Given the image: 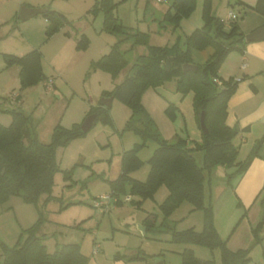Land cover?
Here are the masks:
<instances>
[{
    "label": "trees",
    "instance_id": "trees-1",
    "mask_svg": "<svg viewBox=\"0 0 264 264\" xmlns=\"http://www.w3.org/2000/svg\"><path fill=\"white\" fill-rule=\"evenodd\" d=\"M123 1L125 0H95L91 8L93 14L102 13L101 30L119 37L110 45L107 53L91 62V70L108 72L114 78L128 66L129 61L125 58L127 50L138 44L147 45L145 52L134 57L124 78L116 83L112 90L101 94V97L112 96L131 110V116L123 130L132 131L139 137V142L122 153L121 171L118 176L108 181L111 194L118 198L117 205L122 203L121 195H136L138 200L131 197L129 201L139 207L144 199L153 198L156 190L164 185L168 194L159 204L162 215L159 225L169 233L171 243L184 245L180 252L182 264H217L213 257H197L192 246H202L211 252L218 250L220 264H246L251 260V248L231 250L227 246V239L222 238L214 226L208 181L213 168L222 166L225 170L233 169L226 174V182L230 187H234L232 180L238 179L246 171L264 139L263 134L254 143L246 158L238 160L239 145L235 143L234 138L240 130L237 126H229L226 123L227 103L236 90L238 80L221 79L218 70L229 52L240 50L244 43V34L236 22L238 15L236 19L226 22L212 12L211 0H203L201 26L183 37L179 36L177 43L172 46L149 45L146 32L124 25L116 14L117 6ZM167 2L169 6L161 23L174 28L179 26L181 19L193 12L196 4V0ZM231 6L251 8L264 17V0H257L253 6L235 0ZM41 16L47 22L44 31L46 38L69 23L63 13L50 7H46ZM126 40H131V45L125 50L121 45ZM87 44L88 37L81 34L77 47L85 48ZM207 46L213 48L212 54L203 64L194 63L190 56L191 49L201 50ZM170 57H173V60H170ZM3 59L5 66L15 64L19 67L18 79L21 88L47 80L42 70V55L37 48L23 55L3 53ZM167 60L170 61L169 70L164 66ZM185 63L196 64L197 68L184 71L182 65ZM171 78L175 79L176 92L182 95L193 92L192 105L197 125L201 130V139L193 141L190 147L186 145L187 139L178 135L173 142L162 138L141 102V96L147 87L159 86ZM109 109L110 107L104 106L98 100L87 115L95 113L94 122L99 119L111 125ZM9 113L10 123L0 124V202L6 201L10 196H18L23 202L37 206L40 198L43 200L41 208L37 207L36 220L21 231L13 245L0 242V264H85L87 256L81 252L77 242H56L53 250L48 251L44 241L46 235L41 232L47 221L44 206L56 199L51 190L54 174L60 170L57 148L65 147L72 139L87 133L81 129L83 120L70 128L57 124L53 128L50 141L44 143L31 132L30 117L23 110L12 108ZM201 113L205 131L200 127ZM148 140L155 141L157 147L147 160L150 166L147 178L139 181L129 173L141 166L138 152ZM195 151L202 153L200 164L194 156ZM68 173L70 172H64V177H69ZM206 181L208 188L205 187ZM182 202H188L194 209L202 211L203 223L200 230L194 227L177 230L172 222L168 221L170 214ZM237 205H241L239 200ZM62 207L64 206L60 203L59 208ZM153 222L148 214L142 222L145 231L154 225ZM262 222L263 220L252 227L257 243H261ZM131 258L141 257L133 255ZM262 260L264 264V246Z\"/></svg>",
    "mask_w": 264,
    "mask_h": 264
},
{
    "label": "rangeland",
    "instance_id": "rangeland-1",
    "mask_svg": "<svg viewBox=\"0 0 264 264\" xmlns=\"http://www.w3.org/2000/svg\"><path fill=\"white\" fill-rule=\"evenodd\" d=\"M94 2L95 0H0V124L8 125L11 121L9 110L20 108L30 117L31 132L33 131L41 142H49L53 128L57 124L64 128H70L73 124L80 123L89 109L97 104L101 98L100 94L112 90L115 84L124 78L134 57L147 50V45L142 44L127 50L125 58L129 61L128 66L114 78L108 72L99 69L91 70V62L99 58L109 49L110 44L119 38L118 35L101 30L102 13L93 14L91 12ZM212 2L213 4H222L218 10L223 6L227 8L225 5L227 0H211ZM230 2L232 3L233 0ZM145 3L147 7H145ZM167 4L169 2L125 0L117 6L115 12L126 26L146 32L149 45L172 46L177 43L179 36L183 37L185 33L179 26L174 28L161 23L162 8ZM21 6L56 9L68 18L69 23L64 24L52 36L46 38L45 19L41 14H38L28 20L21 21L18 18ZM243 17L244 15L241 14L237 18L238 26ZM81 34L88 37V44L85 48L77 47ZM182 44L181 46L184 47ZM130 45L131 40H126L122 43L121 48L126 50ZM35 48L41 52L42 70L47 76V80L21 88L17 74L18 66L15 64L5 66L3 53L23 55ZM208 57L197 61V64H203ZM45 83H51V89L47 90L44 86ZM162 85L175 90V79H168ZM154 88L149 86L144 90L141 96L142 104L145 92L148 89L156 91ZM13 94H19V97L12 99ZM168 105L167 103L166 108L162 109L158 104L157 109H151L152 114L147 109L146 111L161 126L163 120H171L178 129L177 135L188 139L182 115L179 113V117L174 119L175 117L170 111L166 112ZM111 126L112 124L104 123L98 119L84 136L72 139L63 148V151L62 148H57L56 155L60 170L54 174L51 190L56 199L49 201L44 206L46 216L50 220L45 229L48 232L50 229L57 230L54 236L48 235V239L45 241L48 251L53 250L55 241L58 243L77 242L81 252L87 256L85 264H119L120 262L125 264H182L180 252L184 245L171 243L169 233L159 225L162 220L159 204L167 191L164 185L156 190L153 198L144 199L139 207L130 201L125 202L126 195L120 196L123 201L121 204H112L107 212L102 213L99 208L93 207L88 190L102 187L103 182L99 178L101 169H105L107 166L111 167V170L114 169L113 163L110 164L105 157H102L110 153L112 146L109 144L104 146V143L100 142L105 139L104 132L107 134ZM113 129L115 131V128ZM161 130L163 131L162 128ZM159 132L161 131L159 130ZM96 134V141L99 140L98 142L102 146H98L96 141L88 139ZM112 144L114 143L112 142ZM201 155V151L194 153L198 164L201 163ZM89 159L93 163H90ZM232 170L217 169L216 172L212 171L208 180L209 186L216 185L217 181L221 179L227 183L226 174ZM68 171L70 172L68 173L69 177H64V172ZM236 180H232L233 185ZM205 187L208 188L207 181ZM211 187L210 191L213 192V187L212 189ZM131 197L133 200L139 199L136 195ZM12 199L20 201L25 206L35 207L36 215V209L37 207L41 208L43 200L40 198L37 206L23 202L18 196H10L6 201L0 202V205L5 203L2 210V213L5 214L1 216L2 213H0V218H4L8 223L0 226V242L9 246L18 239V233L28 227L20 228L18 221L14 218L13 210L5 207L11 203ZM60 203L64 207L59 208ZM184 205L191 204L184 202ZM6 213H9L10 216H6ZM174 213L173 216L168 217V221L172 222L177 230L190 227V224H193L191 222L198 224L196 230L201 229L199 225L202 217L201 210L195 209L193 216L185 219H178L180 212ZM147 214L154 221V225L149 227V230L144 234L141 232L144 226L141 223ZM262 220L263 218L260 219V221ZM239 222L234 224L231 232L235 230ZM263 224L264 221L262 229ZM252 227V242L244 248H251L252 261L263 262L264 233L260 232L261 243H257L252 233ZM94 237V240L100 244V251L97 254L93 253L92 248ZM195 249L196 256L202 254L211 256L210 250L205 247L195 246ZM1 251L0 246V262ZM133 255H139L141 258L132 259ZM212 255L216 263L220 264L218 250H214Z\"/></svg>",
    "mask_w": 264,
    "mask_h": 264
},
{
    "label": "crops",
    "instance_id": "crops-1",
    "mask_svg": "<svg viewBox=\"0 0 264 264\" xmlns=\"http://www.w3.org/2000/svg\"><path fill=\"white\" fill-rule=\"evenodd\" d=\"M148 1L149 0H146V2ZM234 1L235 0H233V2ZM241 1L249 6H253L257 0ZM211 4L212 12L226 22V16L228 11L230 10L238 15V18L241 16V14L244 15L242 20L239 21L240 31L244 34V43H242V47L240 50L236 49L229 52L218 70V74L221 79L226 80L229 78H234L238 80L236 90L231 95L227 103L226 123L229 126H237L240 130L237 136L234 138V141L239 145L237 159L243 160L246 158L257 139H259L264 134V39L256 41L245 40V35L247 33L253 31L258 27L264 26V17L251 8L244 9L242 6L232 7L230 0H227V2L225 3L227 8L223 6V10H218V7L222 6V4H213V2ZM168 6L169 4H167L166 7L162 8V17L165 13V10L168 9ZM202 6L203 0H196L193 12L188 17L180 20L179 27L184 31L185 34L190 33L194 28L202 25ZM145 7H147L146 3ZM108 51L109 49L101 55L107 53ZM212 52L213 48L211 46H207L200 51L191 49L190 56L193 61L198 63L197 61L206 59L208 56H210V54H212ZM17 72H19V67ZM44 86L47 88L46 83ZM154 89L156 91L148 89V91H146L143 95L142 101L145 109H147V111L152 114L151 111L153 109H157L158 104L159 107L163 109L164 107L166 108V105L168 103L169 107L166 109V112L170 111L173 117H175L174 119L179 117V113L183 117L188 138L186 145L190 147L192 146L193 141L200 140L201 130L197 125L192 105L193 92L190 91L187 94L182 95L181 93L176 92L174 88H166L163 87L162 84L156 86ZM158 94L162 95V97H160V95ZM18 97L19 94L17 98ZM109 113L112 119V126L110 127L107 134H105L104 132L105 139L101 140L100 142H103L104 146H107L108 144L112 146V148L110 149V153L102 157H105L107 161L110 162V164L113 163L114 169L111 170V167L109 166H107L105 169H101L102 172L99 175V178L103 182V185L99 189L94 188L92 190H88L91 201L97 195L109 193L111 194V188L108 181L113 180L120 173L122 153L125 150L130 149L135 143L139 142V137L135 133L129 130H123L126 121L131 116V110L126 105L113 98L111 101ZM152 120L157 129L161 131L159 132L158 130L162 138H165L170 142L175 141L178 129L175 127V124H173L171 120L168 119L170 123L166 119L163 120L162 126L159 122L156 121L154 117L152 118ZM113 128H115V131ZM161 128L163 129V131L161 130ZM96 137L97 134L92 135L88 139L91 141H96ZM98 141L99 140L96 141V145L102 146V144ZM112 142L114 144H112ZM156 147L157 143L155 141L148 140L146 144L139 150L138 157L141 160L142 164L139 168L129 173L132 178L139 181H144L147 178L150 171V166L148 165L147 160ZM63 148L64 147H62V151ZM90 163H93V161L90 160ZM217 169H222L225 171L222 166L214 167L213 171L216 172ZM212 187L213 192L211 193H213L214 195L211 194L210 202L213 208V221L217 232L222 238H227V245L231 250L249 246L252 242L251 227L262 218L264 221V139L258 149L257 155L251 160L246 171L236 180V182L234 183V187H229L227 183H225L222 179L217 181V184L214 186L212 185ZM165 193L166 194L162 201L166 198L168 189ZM14 200L15 199H12L11 203L7 204L5 207L13 210L14 218L18 221L20 228H25L27 226L29 227V225H31V223L37 218L35 207L25 206L20 201ZM237 200L241 202L240 206L237 205ZM4 204L5 203H1L0 205V213L3 212L2 210ZM112 204H116V202L112 200L110 206ZM194 211L195 209L192 205H184V202H182L170 214V216H173V214H175L174 212H180L178 219H185L191 215L193 216ZM3 214L5 213H2L1 216ZM6 216L9 217V213H6ZM145 217L143 218V220L145 219ZM48 221L50 222L47 216V221L41 228V232L46 235L44 241L48 239V235L54 236L55 232H57L56 229H50L49 232L45 229ZM237 221H240L239 224L237 225L235 230L231 232L232 227ZM191 223L193 224H190V227L197 228L196 225L198 224H195V222ZM202 223L203 213L199 221V225L201 228ZM3 224L6 225L8 223L5 222L4 218H0V226H2ZM20 232L18 233V235L20 234ZM263 233L264 224L261 234ZM94 239L95 237L92 241V248L94 243H97ZM56 242L58 241H55L54 245ZM192 249L194 252L196 251L195 246H192ZM99 251L100 248L98 252H96V254L99 253ZM209 252L211 254L210 257L205 256L204 254L197 257L202 259H210L212 257L214 258L212 252ZM119 264L125 263L120 262ZM247 264H262V262L252 261L251 254V260Z\"/></svg>",
    "mask_w": 264,
    "mask_h": 264
},
{
    "label": "water",
    "instance_id": "water-1",
    "mask_svg": "<svg viewBox=\"0 0 264 264\" xmlns=\"http://www.w3.org/2000/svg\"><path fill=\"white\" fill-rule=\"evenodd\" d=\"M45 10H46L45 7L21 6L19 9L18 18L21 21H25V20H28V19H30V18L38 15V14H42ZM263 39H264V26L258 27V28L254 29L253 31H251L245 35L246 41H256V40H263ZM170 60H173V57H170ZM164 66L166 67L167 70H169L170 61L167 60L165 62ZM196 68H197V65L193 64V63H185L182 65V69L184 71L195 70ZM112 99H113L112 96H102L99 100L104 106L110 107ZM95 117H96L95 113H91V114L87 115L81 123V129L83 131H88L91 128ZM200 127L203 131H205V125L203 123V113H201V116H200ZM141 232L145 234V227L144 226L142 227Z\"/></svg>",
    "mask_w": 264,
    "mask_h": 264
},
{
    "label": "built area",
    "instance_id": "built-area-1",
    "mask_svg": "<svg viewBox=\"0 0 264 264\" xmlns=\"http://www.w3.org/2000/svg\"><path fill=\"white\" fill-rule=\"evenodd\" d=\"M153 1H155L157 3L167 2V0H153ZM236 18H237V15L232 10L228 11L227 16H226V20L227 21L234 20ZM50 84L51 83H46V86H47L48 90L51 89ZM17 95L18 94H13L12 95V99H16ZM130 199H131V196L130 195H126L125 198H124V201L127 202ZM112 200L114 202H116L118 200V198L116 196H113L110 193L109 194H100V195L95 196L92 199V205L95 208H99L101 210V212H107ZM99 248H100L99 243H94V245H93V253L98 252Z\"/></svg>",
    "mask_w": 264,
    "mask_h": 264
}]
</instances>
